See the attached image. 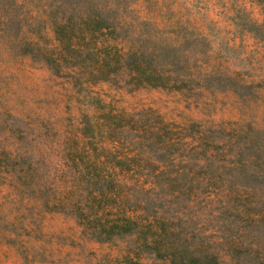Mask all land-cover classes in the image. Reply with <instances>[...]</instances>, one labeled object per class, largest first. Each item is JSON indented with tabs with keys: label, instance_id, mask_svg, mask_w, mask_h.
<instances>
[{
	"label": "rangeland",
	"instance_id": "374dc122",
	"mask_svg": "<svg viewBox=\"0 0 264 264\" xmlns=\"http://www.w3.org/2000/svg\"><path fill=\"white\" fill-rule=\"evenodd\" d=\"M45 5L0 0V264H159L134 256L135 235L96 241L76 218L105 190L94 175L108 166L104 155L130 157L142 170L208 171L211 181L191 180L189 201L170 199L162 209L204 233L232 219L219 217L220 191L264 168V0L131 3L134 33L145 32L164 47L163 62L199 83L181 91L74 83L65 68L55 74L41 57L56 51ZM240 137L250 141L246 155L260 153L244 169L231 161Z\"/></svg>",
	"mask_w": 264,
	"mask_h": 264
},
{
	"label": "trees",
	"instance_id": "16d2710c",
	"mask_svg": "<svg viewBox=\"0 0 264 264\" xmlns=\"http://www.w3.org/2000/svg\"><path fill=\"white\" fill-rule=\"evenodd\" d=\"M133 1L46 0L42 11L56 51L41 53L43 61L55 74L69 69L74 83L106 82L129 89L144 86L176 91L199 86L192 75L179 73L175 65L163 62V46L152 44L145 32L134 33ZM6 19H11L10 13ZM25 46V53L33 55ZM81 134L85 136L84 131ZM248 143L242 141L231 159L243 169L255 165L260 155L258 151L246 155ZM130 159L103 156L101 163L108 166L102 173H94L105 184L97 207L75 211L88 236L109 241L133 234L137 241L134 256L144 254L159 264H264V168L247 171L239 187L225 185L219 194L223 203L219 217L227 211L232 219H222L213 225L212 233H204V227L196 229L190 218L168 215L162 206L170 199L189 201L197 189L191 180L211 181V174L142 170L131 167L134 162ZM85 211L90 213H80ZM124 264L144 263L127 257Z\"/></svg>",
	"mask_w": 264,
	"mask_h": 264
}]
</instances>
